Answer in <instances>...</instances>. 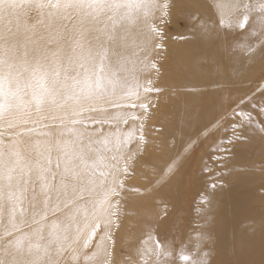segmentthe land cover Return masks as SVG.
I'll list each match as a JSON object with an SVG mask.
<instances>
[{
	"label": "snow or ice",
	"instance_id": "1",
	"mask_svg": "<svg viewBox=\"0 0 264 264\" xmlns=\"http://www.w3.org/2000/svg\"><path fill=\"white\" fill-rule=\"evenodd\" d=\"M155 7V0H0V264H61L60 257L68 249H72L73 264H78L80 253L72 245L82 233H86L82 247L92 245L101 228V221L96 218L101 209L106 218L98 250L86 253L83 259L84 264H99L97 258L103 253V264H110L108 248L115 245L111 230L118 227L114 220L119 217V197L124 184L123 179L115 178L109 184L110 172L99 171L97 175L100 149L93 145L106 149L112 143L110 137H115L117 146L128 147L136 133L129 131L121 140L119 131L105 135L95 125L111 124L106 115L108 108L147 110V102H135L139 99V86L126 88L117 72L109 75L106 69L113 57L117 58V64L124 59L123 50L130 39L128 26L141 16L146 30L141 32L144 40L149 34H158L149 18V9ZM167 8V3L162 5V12L166 13ZM217 8L222 10L224 4H218ZM258 8L264 12V4ZM29 10L37 12V24L48 35L34 38L37 25H28L25 20L21 42V14L26 16ZM248 22L245 14L238 26L244 28ZM220 23L232 26L223 16ZM261 34L264 35V26ZM259 46L264 50V41ZM255 50L256 46L250 49ZM144 90L151 91L147 87ZM85 113L100 115L86 117ZM238 115L243 117L244 113ZM131 119L139 117L133 115ZM20 125L26 127L21 129ZM53 127L58 137L55 143L50 139L37 141V160L25 161L16 147L15 136L35 133L52 137L53 132L40 129ZM242 128L241 124L236 129L237 142L247 139ZM5 130H13L7 144L5 137L9 132ZM260 131L264 133V126ZM97 134L101 138L93 141L91 137ZM139 140L144 141L142 134ZM92 153H96V159L91 158ZM111 159L115 162L111 167L121 177L129 174L128 161L132 156L113 155ZM30 185L33 195L28 201L29 213L23 205ZM97 190L99 198L91 201L90 207L88 203H77L85 194L96 195ZM58 213L65 214L63 222ZM49 216L56 219L46 225ZM31 224L38 227L25 231ZM45 227L49 228L47 238ZM152 252L155 264H168L173 256L159 240ZM211 256L210 251L203 252L192 264H211ZM141 258L143 264H149L145 253ZM180 259L188 264L190 257L181 252Z\"/></svg>",
	"mask_w": 264,
	"mask_h": 264
},
{
	"label": "bare ground",
	"instance_id": "2",
	"mask_svg": "<svg viewBox=\"0 0 264 264\" xmlns=\"http://www.w3.org/2000/svg\"><path fill=\"white\" fill-rule=\"evenodd\" d=\"M188 1H191V3L193 2V9L195 11H192L199 15V19L197 20L198 22L195 29L193 27V34L190 33L191 35L189 38L179 39L176 41L175 45H172V53L178 55V60L174 63L173 70H171L172 72L169 71L171 72L170 82L174 85V94L169 97L175 101L174 107L176 112L171 121H165L164 123L166 127L170 129V136L172 137L171 146L175 149L179 147L182 151L172 163L166 165L163 171V177H157L158 182L155 184V187H152L148 192L153 199V213L155 216L146 217L147 214H150L151 205L150 207L146 205L137 207L136 211L141 213V215L145 214V217L143 218L144 224L140 225L142 226L141 230L137 232V241L132 243V245L134 246L135 252L137 251L140 255L145 253V256L151 253L150 251L147 255L149 243H153L162 238L156 233L157 224H155L154 221H157L156 223L166 221V218L172 213V209L175 206L174 204L177 197L174 192L182 193L184 189L182 182L185 173L184 169H182V164L189 163L191 152L194 150L193 144L198 139L209 136V134L217 130V128H219V131L223 130L226 118L235 113L236 107L241 108V104L243 105L242 99V101L239 102V98H236L237 101L235 103L233 98L236 96L239 97L241 93L252 86L255 87L254 90L258 88L260 92L264 91V76L261 78L260 82L257 80L260 72L261 75H264V50L259 46L260 42L264 41V35L261 34L262 26H264V12L255 9L256 11L253 12L255 14H252V12L246 13L244 3L250 2L251 0ZM155 3L157 7L149 9V18L152 15V20L150 19L152 25H154L156 29H161L164 28L162 24L166 18L172 20V10L170 12V9L167 8L166 13L162 12V5L167 3V0H155ZM171 3L173 2L171 1ZM221 3L224 4L222 10L217 8V5ZM245 14L248 15L249 22L246 27L241 28L238 24ZM221 16L229 20L232 26H222L220 23ZM25 20L28 25H37L35 29L36 36L34 38H39L40 36L47 37L48 31L42 25L37 24V12L35 10H29L26 16L23 13L21 14L19 29V40L21 42H23L25 33ZM13 26L15 27V23ZM128 27L130 39L128 47L123 50L124 59L120 64H117V58L113 57L108 62L106 71L109 75L113 71L117 72L126 88L139 86V99H133H135L137 104L147 102L148 108L147 110L140 107L123 109L108 108L106 115L111 121V124L105 123L103 125H95L96 129L102 128L105 135L119 131L121 140L124 139V134L129 131L136 133V135L138 133L150 132V121L155 118L154 116L158 111L156 106H160V100L165 97L162 92L159 95L158 87L161 84H166L167 78L164 73L168 66V63L164 60V52L168 50V48L165 50L162 49V47L166 46L164 44L165 41L162 40L163 38L160 37L159 34H149L147 41H145L144 37L141 35V32L146 31L144 29L142 16L135 24L129 25ZM41 42L43 43V41ZM253 46H256V50L250 51ZM52 47H55V45H52ZM65 47L67 48L66 42ZM145 87L150 88L151 91L146 92L144 90ZM249 98L247 100H249ZM63 111H70V109H64ZM98 115L100 114L85 113L86 117ZM133 115L139 117V119L132 120L131 117ZM222 115L225 116V120L220 123L217 121V123V117ZM33 118H35V114ZM222 118L224 117H221V119ZM125 120H127V123L124 122ZM247 125L248 124H246L245 128H248ZM33 126L34 125H27V127ZM19 127L22 129L26 126L20 125ZM5 131L9 132V136L5 137V143L7 144L13 130ZM40 131H51L54 135L52 137H45L36 135L35 133H29L15 136V139L18 141L16 147L27 162L34 163L38 158L37 141L43 142L50 139L54 144L55 140L58 138L55 135V127L51 129L41 128ZM136 135L133 142L136 140ZM100 138L99 134L91 137L93 141ZM211 139L214 140L213 138ZM211 139L209 141H211ZM110 140H112V143H110L106 149L102 145H93L94 148L100 149L101 160L99 162L100 164H104V167H102L103 170H97V175L99 171H104L106 173L110 172L111 176L108 178L109 184L114 178L123 179L124 184L126 181L129 182L127 179L132 173L138 175L142 167L137 168L135 162L129 160V174L126 177H121L120 173L111 167L112 164L115 163L111 157L117 155L127 158V147L123 144L117 146L115 144V137H110ZM216 142L218 141L216 140ZM206 143H208V141ZM148 144L146 137L144 144L146 148H144L143 151L145 155H148L150 151ZM189 144L191 145L190 148L188 147ZM214 144L217 145L215 140L211 141V144H207V154L201 151L206 155L200 158L201 161L204 158V161L206 160L204 167H206L207 170H205V173H207L209 179L213 180H211V184L203 185L199 180L195 183L196 189L200 188L203 190V201L201 206L203 209L202 212H200L201 223L199 232L189 237L187 246L192 244L194 253L199 256L203 252L210 251L212 253L211 258H214L216 249L219 248L225 259L237 253L241 256L249 255L257 259H264V208L260 207L261 199H256L251 193V187L254 185V182L257 180L256 177L258 176L255 173L251 174L252 177H245L244 174L240 176V170L231 172L223 171L220 172L219 175H216L215 173L218 172L217 168L219 165L215 163V160H224L228 158L227 156L229 155L230 149L223 148L221 144L217 147H213ZM197 147H199V145ZM174 153L175 151L173 154ZM55 155L56 153L53 157H55ZM91 158L96 159V153H92ZM237 159L238 157L234 160L237 161ZM198 168L195 173L197 176L199 175L198 177H201V173H198ZM171 174L177 183L174 190L170 185L168 186L166 183L163 184L162 182L165 178H171ZM224 177H226V179ZM34 178L35 174L33 173V180ZM159 178L161 179L159 180ZM221 178L229 184H225L226 186L220 184L217 188ZM59 180L60 176L57 175V184ZM213 184L216 185L215 188L211 187ZM35 186L38 193V184ZM98 192L99 190H97L96 195L85 194V198L83 200H78L77 203L85 204L98 199ZM123 192L124 189L121 190L119 201H122L124 198ZM32 195V185H30L28 191L25 193L26 199L23 205L29 210V213L31 209L28 201L32 200ZM249 207L251 208L249 212H247L248 216H245L243 212ZM65 212H67V209ZM219 214L220 217L217 218ZM57 215L60 221L63 222L65 214L58 213ZM96 218L101 221V228L97 231L100 234L94 238L92 245L87 249L82 247L86 233H82L79 240L72 245V248L77 249L80 253L78 264H84L83 257L86 253L90 254L98 250L97 246L100 242V236L104 231L103 221L106 218L103 209L97 211ZM27 219L29 223H31L30 215ZM53 219H56V217L49 216L48 221L44 223L50 225ZM114 224H116V220H114ZM180 225L181 223L179 226ZM36 227H38V225L31 224V227H25L24 230L31 231ZM118 227H113L111 230V235L114 234V239L121 235L117 230ZM48 231L49 228L45 227V238H47ZM198 236L204 238L198 239ZM179 241H181L180 238L178 242ZM182 248L180 249L184 252ZM115 250L117 249H113L111 246L108 248V251L111 253L108 257L110 264H112V258L116 257H113ZM71 256L72 249H68L60 257L61 264H73ZM97 260L99 264H103V253H101ZM115 263L116 262H114V264ZM221 264L227 263H225L224 260Z\"/></svg>",
	"mask_w": 264,
	"mask_h": 264
},
{
	"label": "rangeland",
	"instance_id": "3",
	"mask_svg": "<svg viewBox=\"0 0 264 264\" xmlns=\"http://www.w3.org/2000/svg\"><path fill=\"white\" fill-rule=\"evenodd\" d=\"M171 1L173 3H171ZM167 3L170 12L172 10L171 13L173 18L172 20L166 18L162 24L164 25V28L157 29L159 36L162 37V40L165 41L164 44L166 46L162 47V49L165 50L168 48V50L164 52V60L168 63V66L166 67V71L164 73V75H166L167 81L165 85L161 84L158 87L159 95L162 92L164 93L165 97L160 100V106H156L158 111L154 116L155 118L150 121V132L138 133L136 135V140L126 148V154L128 153L127 157L132 156L133 159L131 160L135 162L136 167H142V169L140 170V173L138 175L132 173V175L130 176L131 179L130 177H128L127 179L129 180V182L126 181L124 183V198L122 201H119V217L118 219H115L116 224L119 226L117 230L121 233V235L114 239V234H112V238L115 241L113 249H117L115 250L113 255V257L116 256V259L112 258V264H114V262H116L115 264H143L141 255L137 251L135 252L134 246L132 245V243L137 241V232L141 230L142 226L140 225L144 224L143 218L145 217V214L141 215V213L136 211L137 207L144 205L150 207L151 205L152 208L150 214H147L146 217H153V215L155 216V214L153 213V199L148 192L152 187H155V184L158 182L157 177H163V171L166 165L172 163L182 151L179 147L175 149L171 146L172 137L170 136V129H168L166 127V124H164L165 121H171L176 112V109L174 107L175 101H173V99L169 97L170 95L172 96V94H174V85L170 82V73L172 72L171 70H173L174 63L176 62V60H178V55L172 53V45H175L176 41L179 39L182 40L189 38V36L191 35L190 33L193 34L195 26L198 22L197 20L199 19V15L193 12L195 10L193 9V2L191 3V1L167 0ZM261 4H264V0H251L250 2L244 3V7L247 8V11L245 8L246 13L252 12V14H255L253 12L256 11L255 9L259 10L258 6ZM150 19L152 20V15ZM263 76L264 75H261L260 72L257 80H259L260 82ZM254 89L255 87L253 86L249 87L246 91L241 93L239 97L236 96L235 98H233L235 103L238 98L239 102L243 100L242 103L246 106H243L241 104V108H235V113L237 114V116L234 113L233 115L229 116L230 118L227 117L228 119L226 118V120L224 115L217 117L218 119L216 120V122L218 121L220 123L223 120L226 121L223 130L219 131V128H217V130L210 133L211 136L209 134L210 138L209 136H207L205 138L198 139L201 142L197 140L193 144L194 150H192L191 152L189 163L182 164V169H184L185 173L182 182V184L184 185V189L182 193L174 192L175 196L177 197L174 204L175 206L172 209V213H170L166 218V221H160L159 223H156L157 221H154V223L157 224L156 233L162 237L160 238L159 242L164 245L166 250H170L173 253V256L169 260L168 264H185V262L180 259V253L182 252L180 248H182V246V250L184 251V253L188 254L190 257L188 264H192L194 260L199 258V255L194 253L193 245L190 244L187 246V243L189 237L199 232V226L201 223L200 212H202L203 209V207H201L203 201V190L200 188L196 189L195 183L199 180V182L205 185L211 184V180H213L209 179L207 177V173H205V170H207L206 167H204L206 161H204L205 158L203 157L204 159L202 161L200 160L202 156H206L204 155V153L207 154L206 147H208L207 144H211V141L215 140V143L217 144H214L213 147H217L221 144L223 148L230 149L229 155L227 156L228 158H225L224 160H215V163L219 165L217 168L218 172H216L215 174L219 175V173L223 171L231 172L234 170H240V176L244 174L245 177H252L251 174L255 173L258 177H256L257 180L251 187V193L256 199H261L260 207L264 208V133L260 131L261 127L264 126V91L260 92L258 88L256 90ZM248 98L249 100H247ZM240 112L244 113L243 117L238 115V113ZM238 116L242 119V121ZM221 117L224 118L221 119ZM241 124L243 125L241 131L247 137V139L242 142H238V144L235 140V136L236 134H238L236 132V127ZM246 124H248V128H245ZM140 134H142L144 137L143 142L139 140ZM146 137L149 143L148 145L150 150L148 155L146 154L147 156L143 152L144 148H146L144 145ZM211 138H213L214 140H212ZM210 139L211 141H209ZM216 140L218 142H216ZM230 140L231 142H229ZM207 141L208 143H206ZM198 145L199 147H197ZM173 150L176 154H173ZM201 151H203L204 153H202ZM55 153L56 152L54 151L53 156ZM237 157V161L234 160ZM198 160L201 162H199ZM197 163L198 166L201 163L199 166V168L201 167L200 169L198 168ZM102 167H104V164H100V162L98 161V170H103ZM197 168L199 170L198 173H201V177H198L199 175L197 176V174L195 173L197 172ZM170 176L171 178H165L162 180V182L163 184L166 183L168 186L170 185L174 190L177 183L173 179V175L171 174ZM205 177H207L208 179ZM224 178L226 179V177ZM160 179L161 178H159V180ZM220 184L227 185L229 183L225 182V180L221 178V180L218 182L217 188ZM87 203L90 207V202ZM250 208L251 207L245 209V211L243 212L245 216H248L247 212H249ZM218 217H220V214L217 216V218ZM180 223L181 225L179 226ZM99 234L100 233L97 232L96 236H98ZM179 235L181 236L178 237ZM179 238L183 242H178ZM154 248L155 242L149 243V246L147 247V255L150 253V251L151 253L150 255L145 256V258L148 259L149 264H155V256L152 252ZM211 259V264H221L224 260L227 264H264L263 258L257 259L254 256L249 255L241 256L239 253L225 259L224 256H222V252L219 248L216 249V255Z\"/></svg>",
	"mask_w": 264,
	"mask_h": 264
}]
</instances>
